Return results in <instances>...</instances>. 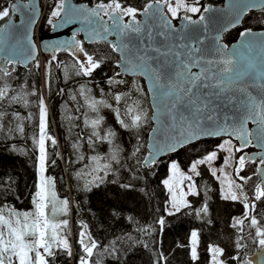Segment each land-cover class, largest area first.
Listing matches in <instances>:
<instances>
[{
	"label": "snow or ice",
	"instance_id": "obj_1",
	"mask_svg": "<svg viewBox=\"0 0 264 264\" xmlns=\"http://www.w3.org/2000/svg\"><path fill=\"white\" fill-rule=\"evenodd\" d=\"M257 8L264 11V0H227L221 8L202 4L201 0H144L140 6L131 0H89L88 4L79 6L72 5L70 0H53L46 18L48 25L54 31L77 23L80 27L72 31L69 38L51 44L45 84L50 88L53 62L62 69L66 80H72L91 77L111 62L110 53L117 54L115 65L119 71L108 77V83L124 85L127 89L116 91L112 99L119 106L114 109L118 123L124 129L137 132L136 144L130 153H125L116 143L115 132L102 127V116L86 120L93 129L87 143L95 154L80 155V161L88 160L77 173V178L85 181L83 190L91 192L99 188L106 177L118 174L116 165L124 168L127 164L131 178L118 185L124 190L120 195L127 197L137 191L135 182L141 180L139 169H144L147 175L159 166L165 154L176 153L189 145L195 149L204 138L216 137L215 148L199 154L187 171L169 156L167 178L162 181L169 193L164 210L168 216H175L192 208L187 197L200 194L196 178L201 177L200 168L205 166L219 184L220 198L242 204L241 216L232 217L229 222L234 230L235 249L246 248L245 240L250 238L258 244L262 253L260 264H264V216L258 211V205H264V31L254 32L252 27L244 26L236 42H224V34L245 25V16ZM13 13L20 14V30L15 44L5 48ZM36 15L35 0H11L9 6H0V21L8 19V23L0 27V133L22 134L23 122L33 118L31 113L22 116L18 111L6 110V106L30 107L29 96H35L38 109V132L32 137L37 153V178L31 208L19 210L0 204V264H57V260L64 257L75 264H102L95 259L99 252L119 259L118 244L125 238L131 240V235L116 237L103 245L83 221L79 222L75 240L79 250L73 252L67 218L71 211L70 200L58 194L55 178L47 174L48 143L56 146L58 141L48 134L45 98L35 91L28 92L24 85L17 89L9 82L18 65L34 59L36 45L31 28ZM81 32L85 36L78 39ZM85 41L103 43L110 53L107 50L90 53ZM48 48L46 44L45 50ZM59 52L69 53L72 63L58 60L56 53ZM36 67H40L39 61ZM125 75L133 79H118ZM138 80L146 82V87L137 86ZM78 95L94 112L100 107L112 108L103 99L92 97L83 84ZM145 97L150 100L148 108L140 102ZM249 124L254 127L250 128ZM146 125H150L151 130L144 142L139 130ZM97 144L108 145L103 155L96 152ZM72 147L78 151L82 145L77 142ZM250 147L258 151L249 154L245 149ZM51 155L60 154L54 151ZM129 160L131 164L127 163ZM218 160L222 163L216 167ZM50 162L56 164L55 159ZM5 184L10 186L11 181H0V194L5 193ZM246 187H250L251 197ZM139 191L146 194L144 188ZM122 207L123 201L119 199L112 205L110 214L114 219L120 217ZM194 213L201 219L209 216L206 223H212L207 201L195 208ZM127 219L133 222V217ZM156 223L163 225L164 217ZM139 231L150 235L152 229L145 226ZM199 243L200 233L192 230L188 249L194 262L200 259ZM143 247L148 245L143 243ZM206 256L208 264H229L226 250L219 244L206 245ZM231 260L237 264H253L252 260L242 259L239 251ZM152 264H168V257L163 251L154 253Z\"/></svg>",
	"mask_w": 264,
	"mask_h": 264
},
{
	"label": "trees",
	"instance_id": "obj_2",
	"mask_svg": "<svg viewBox=\"0 0 264 264\" xmlns=\"http://www.w3.org/2000/svg\"><path fill=\"white\" fill-rule=\"evenodd\" d=\"M74 1L89 3V0ZM10 2L11 0H0V6H9ZM49 2L50 7L53 0H49ZM143 2L144 0H131V3L136 6H140ZM222 2L223 0H201V3L205 5H219ZM43 3L44 0H41L42 6ZM43 18L46 20L45 14L42 20ZM244 19L245 25L224 34L225 42L234 41L238 37V32L244 26H250L253 30L264 29V23H261L264 21V11H250ZM3 21H0V24ZM85 46L90 53L101 50H107L110 53V49H107V46L103 43H85ZM56 55L58 60L68 64L72 63L69 53L59 52ZM43 58L46 67L51 56L47 55ZM116 59L117 54L110 53L111 62L96 70L91 77H75L72 80H66L62 69L57 68L55 62H53L50 69V88L45 84V67L41 70L36 67L35 63L26 66L18 65L13 72V79L9 81L17 89L24 85L28 92L35 91L37 94L43 95L50 109L51 117L49 119L48 134L51 135L56 132L59 142L56 146H52L50 142L48 143L50 159L47 174L55 178L58 194L61 197L67 196L71 202L70 214L73 236L70 240L73 245V252L76 253L79 250L75 240L80 230L79 222L83 221L88 224L92 235L103 245L109 244L116 237H125L126 234H130L132 237L131 240L125 238L119 242V259L109 256L107 253L99 252L95 259L101 260L102 264H152L154 253L159 251H163L164 255L168 257V264H208L206 256V245L208 244H219L224 247L229 264H237V262L231 260V256L237 254L238 251L242 259H248L251 254L259 249L258 244H254L250 238H247L245 240L246 248L235 249L233 244L234 230L229 227L230 218L241 216L243 212L242 204L224 201L220 198L219 184L210 176L205 166L200 168L201 177L196 178L200 194L189 196L192 208L186 209L175 216H168L164 210L167 202V192L162 183V178L167 171L166 165L170 162L169 156L178 160L186 168L193 159L199 158V154H206L205 150H213L218 138L205 139L199 142L195 149L189 145L186 148H181L176 153L167 155L162 158L159 166L149 171L147 175H144V169H139L141 180L135 182L137 191L127 197L120 195L124 190L118 186L120 183L128 182L131 178L127 170V164L124 168L116 165L115 167L119 169L118 174L106 177L105 182L99 188H93L91 192L83 190L85 181L78 179L77 173L83 169L88 160L80 161V155L89 157L95 154L87 143L88 136L92 134L93 129L90 123L85 122L86 120L95 119L97 115L102 116V127L115 132L116 143L124 149L125 153H130L136 144L137 132L124 129L118 123L114 111L119 106L112 97L116 91H127L124 85H109L108 83V77L119 71L115 65ZM120 78L133 79L128 76L118 77V79ZM81 84L89 89L92 97L97 100L103 99L106 103L111 104L112 108L100 107L98 112L88 108L84 98L78 95ZM141 84H144L143 80H138L137 86ZM74 96L76 99H73ZM29 100L31 101L30 107L12 105L7 108L6 106V110L18 111L22 116L32 114V120L23 122L24 133L9 134L8 136L0 133V181H11L10 186L4 185L6 191L4 194H0V204H9L19 210L31 208V194L35 190L33 185L37 178V153L32 137L38 132L36 126L38 109L36 108V97L29 96ZM140 102L145 108L149 107L147 97L141 99ZM120 110L123 112L122 107ZM150 130V125H146L144 129L139 130L142 141L147 142ZM77 142L82 145L78 151L72 147ZM107 149V144H97L96 152L103 155ZM253 150L251 147L245 149L248 153ZM54 151L59 152L60 155H51ZM142 154H146V152H142ZM52 159L56 160L55 165L51 164ZM127 163L131 164L132 161L129 160ZM221 163L222 160H218L215 166L219 167ZM113 181L117 183H113ZM140 188H144L146 194L141 193ZM245 191L251 197L250 187H246ZM118 199L123 201V207L120 209V217L114 219L110 213L112 205ZM205 201L209 204L211 224L206 223L209 216H204L201 219L197 218L194 213V209L201 207ZM258 211L264 216V205H258ZM129 216L133 217V222L127 219ZM160 217H164L165 223L163 225L156 223ZM145 226L151 227L152 232L150 235L139 231L140 228ZM193 229L200 233L198 248L200 259L196 262L190 259L188 249L189 237ZM247 233L248 229L246 227V237ZM137 241L146 243L148 247H143V243H137ZM65 261H67V264H75L73 260H67L66 257L58 259L57 264H65Z\"/></svg>",
	"mask_w": 264,
	"mask_h": 264
},
{
	"label": "water",
	"instance_id": "obj_3",
	"mask_svg": "<svg viewBox=\"0 0 264 264\" xmlns=\"http://www.w3.org/2000/svg\"><path fill=\"white\" fill-rule=\"evenodd\" d=\"M70 3L72 5H76V6H79L80 4H88L86 2H76L74 0H70ZM226 3H227V0H223V2L221 4L213 5V6L216 7V8H221V7H224L226 5ZM35 7H36V12H37L36 22L31 28L32 41L36 45L35 51L32 54L34 59L25 61L24 64H21L23 66H26V65H28L30 63H34L39 56H43V55L44 56H47V55L48 56H52L51 44L54 41H56V40H63V39L69 38L71 36V34H72V31H74L75 29L80 27L79 23L73 24V25H69V26H67L65 28H58L55 31L51 27L50 31L42 30L39 33V36L36 37L35 36V31H36L37 26H38V24L40 23V21H41V19L43 17V12H44V8L45 7H43L41 5V0H35ZM257 10H261V9L257 8V9L252 10V11H257ZM11 21H12V23L9 25V28L7 30L8 31V35L5 37V42H4V45H3V47H5V48H8V47L14 45L15 42H16V39L18 38V32L20 30V24H19L20 14L13 13L11 15ZM5 23H8V19H5L0 24V27H2ZM174 23H176V21ZM253 31L254 32H260V31H264V29H256V30H253ZM84 36H85V33L81 32L80 35L77 38L78 39H83ZM109 39H113L114 40V37H109ZM237 39H238V37L234 41L230 42V44L236 42ZM85 43L90 44L87 41H85ZM46 44L49 46L48 50H45V45ZM125 76H127V75H125ZM128 77H130V76H128ZM143 83H144V85L146 87V82L143 81ZM148 102H150L149 98H148ZM249 127L250 128L254 127V125L249 124ZM148 135H149V133H148ZM205 139H216V137H208V138H204L203 140H205ZM147 140H148V137H147ZM251 148H253L254 150L251 151L249 154H252V153L258 151V149L254 148V147H251ZM178 150H180V149H178ZM170 154H173V153L165 154L163 156V158L166 157L167 155H170ZM248 259L252 260L253 264H260V261L262 259V253L259 251V249H257L253 254H251L248 257Z\"/></svg>",
	"mask_w": 264,
	"mask_h": 264
},
{
	"label": "rangeland",
	"instance_id": "obj_4",
	"mask_svg": "<svg viewBox=\"0 0 264 264\" xmlns=\"http://www.w3.org/2000/svg\"><path fill=\"white\" fill-rule=\"evenodd\" d=\"M48 4H50V2H49V0H44V3H43V7H45L44 8V12H43V15L45 14V16H46V18L50 15V7L53 5V4H51L50 5V7H49V5ZM46 10V11H45ZM48 11V12H47ZM50 29H51V26L50 25H48V23H47V19L46 20H44V18H43V20L41 19V21H40V23L38 24V26H37V29H36V31H35V36L36 37H38L39 36V33L42 31V30H47V31H50ZM38 40V39H37ZM44 56V55H43ZM43 56H41V59H39L38 61H39V65H40V69L42 70V68L44 69V67H45V61H44V58H43ZM35 65H36V63H35ZM48 106V105H47ZM48 113H49V119H50V117H51V112H50V109L48 108ZM51 121V120H50ZM50 135V134H49ZM50 136H52V137H54L58 142H59V140H58V137H57V135H56V132H54V134H51ZM176 160V159H175ZM176 161H178V160H176ZM179 162V161H178ZM170 163V162H169ZM180 163V162H179ZM180 166H181V169L182 170H184V171H187V168L188 167H186V168H184L183 166H182V164L180 163ZM167 178V171H166V174L163 176V178H162V181L164 180V179H166ZM165 189H166V192H167V200L169 199V193H168V190H167V188L165 187ZM185 191H187V188H185ZM187 199L189 200V196L187 197ZM70 204H71V202H70ZM70 213H71V211H70ZM69 213V215H68V219H69V221H70V239L72 238V236H73V233H72V218H71V214ZM193 230H196V229H193ZM189 239H190V237H189Z\"/></svg>",
	"mask_w": 264,
	"mask_h": 264
},
{
	"label": "built area",
	"instance_id": "obj_5",
	"mask_svg": "<svg viewBox=\"0 0 264 264\" xmlns=\"http://www.w3.org/2000/svg\"><path fill=\"white\" fill-rule=\"evenodd\" d=\"M39 59H41V56L36 61H38Z\"/></svg>",
	"mask_w": 264,
	"mask_h": 264
}]
</instances>
